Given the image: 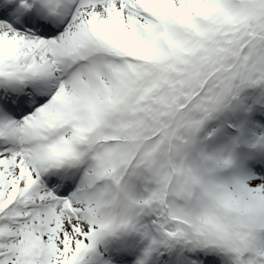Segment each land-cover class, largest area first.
Segmentation results:
<instances>
[{"label":"rangeland","instance_id":"374dc122","mask_svg":"<svg viewBox=\"0 0 264 264\" xmlns=\"http://www.w3.org/2000/svg\"><path fill=\"white\" fill-rule=\"evenodd\" d=\"M156 1L157 0H131V3L141 11H151L150 6L156 7V4H158ZM185 1L190 8L199 7V11L213 10L218 6H223V8L227 9L230 13L235 12L227 7L222 0ZM170 2L172 3V0H170ZM156 9L158 11L157 7ZM175 13H178V7ZM88 18H93L92 25L94 31L92 33L88 32V29L86 30L85 28ZM139 22V17L130 15L123 9L122 1L108 4H95L90 2L82 9L69 32H67L62 39L48 42L44 41L42 46L38 44L35 45L34 43L32 46L31 44L30 46L26 45L27 37L16 35L10 29L2 27L0 28V71H17L19 70L16 67L17 64L27 65L28 60H38L40 68L46 64L54 74L51 57H47L45 47L55 44L58 50L68 55L72 53L69 49L73 48L74 42L81 36L78 34L82 32H84L83 35H86V45H88V47L95 45L96 49H101L100 46L107 49L110 47V42H114L117 37L121 36L127 40L129 45L138 50H142V48L144 49L148 46V42H151L155 34L150 31L151 36H143V40L141 41V37L136 33V25H138ZM146 31V27L141 29L142 33ZM90 36H95L97 39L89 41ZM171 36L174 38V41L178 43L183 41L180 35L172 33ZM6 42H9V46L7 47L8 50L5 48ZM152 44L159 53L163 54L162 49L159 47V40H154ZM2 45H4V48H1ZM24 46L25 48L22 50ZM67 47H69V49ZM6 55L9 57L17 55L18 61L13 63L11 70H8V68L3 65L2 58ZM262 60L264 62V56ZM245 63L241 67H236L235 69L237 72V69L240 68L236 87L233 90L237 99L245 96L246 87L254 85V80L257 79L259 75V72L254 69L252 62H249L248 65ZM112 68L113 66H111V69ZM100 78L104 83L110 84L111 89L122 93V89L118 88L113 73L110 72L109 75L100 76ZM79 87L82 94H78L77 91L70 88V86L66 87V90L58 92L57 96L60 101V111L66 112L67 114L61 116V120L66 122V119L69 118L67 124L73 125L75 129L82 128L88 131L90 128V132L86 134L88 136L91 135L94 128H96V120L88 113L86 110L87 107L92 105V107L100 110V117L103 115V110H101L102 105L97 106L96 102L98 103V101L93 100L94 92H98L99 88L97 84L91 82H80ZM101 89L103 90V85H101ZM219 89V85L210 86L204 95L207 107L206 110L210 114H220L218 107L223 104V101L220 99ZM104 105L106 106L107 103ZM216 106H218L216 109L217 111L214 109ZM80 111L82 113L85 112L84 118H82L84 123L78 120ZM188 111L187 118L189 117L191 128L194 133H197V126L203 117L202 106L198 105L197 107H191ZM241 116V128L246 127L247 122H249V114L245 112ZM218 133H220V130H217L216 134H213V131L210 129L205 136H203L204 132H200L194 137L201 138V145L204 146L203 151H205L214 145L215 141L212 136H217ZM86 135L84 134V138ZM206 137L207 140L204 142ZM70 138L72 137H69L68 140ZM208 140L209 142L207 143ZM248 140L250 141L251 139L249 138ZM205 143L207 145H205ZM72 144L73 142L70 143V145ZM180 147L181 146L174 147L176 154L180 157L174 156L170 159V150L168 147L160 149L156 147L154 143L150 142L142 146V150L138 156L140 162L135 163L124 175H120L124 191L123 195L126 202L123 206L120 204L121 210L117 220L111 217L112 207L109 206L111 200L107 201L108 204L104 202L107 192L111 195V190L105 188L101 192L92 193L88 189V187H91L95 181L102 177L98 176L100 174L99 167L91 169L90 173L84 177L80 189L83 193H79V195L72 200V208H70V215H68L66 211H62V208L55 209L50 206L53 202L50 201L49 190L37 183L34 177L32 165L35 163L34 160L37 159V152L29 154L26 151L0 156V241L1 239L16 240L15 243L9 247L2 246L0 243V264H31V258L33 262L37 261L38 264H74L76 259H79V264H98L96 263L97 260H99L104 253L99 229L103 228L117 234L126 224L135 228L136 235L134 236L133 245L136 251H140L141 248L139 249V247H137V242L138 239L141 238L142 233H144V230L139 218V200H137L138 194L133 186L134 179L144 181L149 189H159L161 192V195H159L160 202L166 200L167 198L164 199L166 197L165 195L169 194V198L171 197V199L167 203L171 209L173 210L175 206H178L184 212L189 211L188 216L190 218L193 217V215H197L200 210L199 207L207 204L206 198L210 199V203L208 204L209 209L216 208L218 205L217 202L221 205L220 201H217L221 199L224 204L229 205L233 210L242 209V207H244L243 204H247L248 210H245V212L242 211L241 216L246 217V219L256 216L255 218L259 222H262V226H264V209L258 202L261 193L257 194L253 191L255 187L254 182L252 185H249L246 184L245 181H240V178L238 181H235L234 184L232 180L228 181L229 184L226 185L228 188L225 186L223 187L227 189L226 191L228 192L224 197L233 200V206L227 204L222 197H214L215 192H209V194L205 195L199 187L196 189V192L199 193V197L194 207L193 203H191L194 197L190 199V194H192L190 190H186V193H184V190L176 185H167L170 175H167L166 170L171 169L173 166H181L182 155H186L188 163H194L200 166V157L195 150L186 148L182 151ZM62 148L68 153L67 144H63ZM44 154L48 157H52L50 151H45ZM227 154L228 151L226 149H219L214 153L213 157H219V159H221L219 170L226 169L231 165L232 159L229 158ZM150 157L154 159L155 169L159 172L158 177L159 181H161L160 185L150 183L151 178H153L152 176H149L148 183V172L144 166ZM22 165L24 166L22 167ZM27 166L28 168H26ZM219 170H216L217 172L214 175H203L204 179L215 183V179H212V177L217 175ZM199 173L203 174V171L200 169ZM236 184L237 186H235ZM21 187H23V191L26 190L24 191L25 194L20 197ZM235 188H240V191L238 190V195L234 193ZM181 196H186L188 198L184 206H179L177 203V199ZM22 206L26 208L30 206L31 210H29V214L30 217H32V221L37 226L36 229H33L30 225L24 226L19 230L12 227L15 223L20 222V218L24 215V213L20 212ZM152 207H154V205ZM5 211H10V213L4 214ZM129 218H131V221ZM187 230L190 233L194 232L191 226L188 227ZM256 247L259 248L260 252L264 253L263 237L256 238Z\"/></svg>","mask_w":264,"mask_h":264},{"label":"bare ground","instance_id":"6f19581e","mask_svg":"<svg viewBox=\"0 0 264 264\" xmlns=\"http://www.w3.org/2000/svg\"><path fill=\"white\" fill-rule=\"evenodd\" d=\"M74 0H71L70 3H67V6H71V3H73ZM66 8V7H65ZM35 37L32 38H26V45H29L34 43L35 45H39L42 46L43 43H40L38 41V38L34 39ZM9 46V42H6L5 44V48L7 49V47ZM1 48H4V45H2ZM25 48V46L22 48V50ZM8 50V49H7ZM46 52H47V56H51L54 55L52 49H50L49 47L45 48ZM53 53V54H52ZM8 61V58H7ZM48 64V63H47ZM45 69L42 70L41 74L39 75V77L45 79L47 82L48 80L50 82H52L54 79L51 80V76L50 74H48L49 72H47L48 66H46V64H44L43 66ZM76 76V75H75ZM78 79H80L79 77H75L72 78V81H78ZM18 92V90L15 88L14 89V95ZM34 96H39V101H41L42 99H44V97H46L47 95L44 94L43 91H36ZM24 101H28V97L24 96L23 97ZM57 108V105L55 104V102L51 103L50 105H47L46 107L42 108V110L39 113L34 114L33 118L30 119V123L32 124L31 127L33 128V132H31L30 134H40L41 131H44L48 126L51 125H55V123H57V116L54 115V113L51 110H55ZM14 123L13 120L11 118H8L7 116L0 114V127H11L9 129V136L10 137H16L17 138H23L25 137V134L23 133V131L21 130V126L22 124H18ZM22 123V122H21ZM24 165H22L23 167ZM237 169H238V174H243L245 180H247L248 182H250L251 180H255V181H251V182H256L255 187H254V192L256 193H263V195L259 198V204L260 206L264 209V184L261 182V180L259 178H257V176H255V174L251 173V171L247 168L246 165H242L240 161H237L234 165ZM28 168V166L26 167ZM52 170L55 172V167L51 165ZM60 192H63V189H60ZM123 246V243L119 242L118 244H114L113 247V252L109 253V254H105L104 256H102L101 258H99L100 260L96 263L98 264H113L117 261H121L123 262L125 259H136L134 251H114L118 248H121ZM121 252V254H119ZM121 255L120 257H118L116 260L112 259L114 255ZM111 256V257H110ZM245 264H254L252 262V258H250L249 260L245 261Z\"/></svg>","mask_w":264,"mask_h":264}]
</instances>
